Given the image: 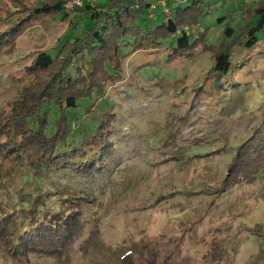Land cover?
<instances>
[{"label":"rangeland","instance_id":"374dc122","mask_svg":"<svg viewBox=\"0 0 264 264\" xmlns=\"http://www.w3.org/2000/svg\"><path fill=\"white\" fill-rule=\"evenodd\" d=\"M76 1L66 4L70 17L76 15L73 5L83 6ZM236 4L229 1L221 8L218 3L200 21L210 26L208 40L214 41L222 28L215 25L217 17L231 15L238 21ZM156 6L169 13L166 0L152 5L153 10ZM199 25L192 28L194 33L190 29V38L199 33ZM74 31L60 16L42 18L16 38L13 52L0 53V108L14 95L11 77L23 63L19 58L36 49L55 52ZM174 45L169 39L157 49L127 55L121 74L82 118V128H88L99 112L115 113L122 141L113 161L115 178L105 190L111 192H95L102 200L86 210V231L69 256L10 258L0 249V264H120L125 254L132 264L264 263V172L250 183L218 193L237 146L259 124L264 133V48L245 53L243 61L211 84V53L197 51L192 57L168 60V47ZM129 49L123 47L122 53ZM71 114L75 124L83 109ZM9 171L20 174L10 166ZM9 174L7 183L12 181ZM63 178L56 177L65 183ZM89 229L92 236L86 242Z\"/></svg>","mask_w":264,"mask_h":264},{"label":"trees","instance_id":"16d2710c","mask_svg":"<svg viewBox=\"0 0 264 264\" xmlns=\"http://www.w3.org/2000/svg\"><path fill=\"white\" fill-rule=\"evenodd\" d=\"M159 1L83 0V6L73 5L76 15L70 17L71 10L66 9L70 0H0V53L13 52L16 38L42 18L60 16L75 28L55 52L36 49L19 58L23 63L11 77L14 95L0 108V249L8 257L46 255L64 260L84 236L86 210L102 200L95 194L111 192L105 190L115 178L113 161L122 141L116 114L101 111L92 116L88 128L81 123L121 74L127 55L157 49L172 39L175 45L168 47V60L192 57L197 51L211 53L215 84L245 59V53L264 48V0H166L168 14L160 6L153 10ZM229 1L237 2L238 21L231 15L217 17L215 25L222 28L214 41L208 40L210 26L199 25L200 21L218 3L223 8ZM198 25L201 30L190 38V29ZM123 47L130 49L122 53ZM78 107L83 114L74 124L71 111ZM261 129L259 124L237 146L218 193L250 183L264 172ZM9 166L20 174L9 171ZM59 176L65 183L56 179ZM79 202L82 208L71 206ZM261 239L264 242V235ZM127 257V264H132L128 254L120 257V264H126Z\"/></svg>","mask_w":264,"mask_h":264},{"label":"built area","instance_id":"2783aa9c","mask_svg":"<svg viewBox=\"0 0 264 264\" xmlns=\"http://www.w3.org/2000/svg\"><path fill=\"white\" fill-rule=\"evenodd\" d=\"M83 0H77L75 3L80 4Z\"/></svg>","mask_w":264,"mask_h":264}]
</instances>
